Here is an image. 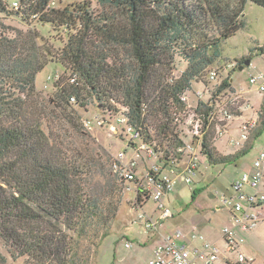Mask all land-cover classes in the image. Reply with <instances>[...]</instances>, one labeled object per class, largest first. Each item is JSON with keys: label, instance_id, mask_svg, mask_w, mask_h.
Wrapping results in <instances>:
<instances>
[{"label": "trees", "instance_id": "16d2710c", "mask_svg": "<svg viewBox=\"0 0 264 264\" xmlns=\"http://www.w3.org/2000/svg\"><path fill=\"white\" fill-rule=\"evenodd\" d=\"M246 1L264 7V0H97L104 9L95 10L90 0L63 7L58 0H0V20L19 19L37 40L43 39L38 30L61 32L64 44L51 60L63 72L49 77L54 78L49 102L66 119H83L79 111L90 104L117 128L116 118L126 117L140 133L127 148L144 143L163 166L182 159L185 103L180 97L196 90L195 83L203 84L204 97L195 102L206 127L201 155L209 164H225L250 151L264 132L263 103L250 145L225 155L216 151L218 122L210 120L212 104L233 90L231 72L218 59V44L243 26ZM1 26L0 240L21 264H94L126 181L111 172L107 185L109 190L116 185L117 198L88 191L90 171L46 132L44 117L33 107L36 75L43 66L37 46ZM97 44L125 49L127 60L111 65L99 59ZM259 51L264 53V44ZM213 67L219 78L225 75L216 82L208 78ZM135 193L130 205L138 211L149 197ZM0 264H8L2 252Z\"/></svg>", "mask_w": 264, "mask_h": 264}, {"label": "rangeland", "instance_id": "374dc122", "mask_svg": "<svg viewBox=\"0 0 264 264\" xmlns=\"http://www.w3.org/2000/svg\"><path fill=\"white\" fill-rule=\"evenodd\" d=\"M81 1L83 0H58L57 4L59 7H63L69 4H78ZM90 1L93 9H104L97 0ZM241 19L243 26L234 35L220 40L218 59L225 63V72L230 70L233 88L236 90L239 88L246 89L245 93H242L244 102H248L255 109H260L264 103V93L259 92L255 86L249 83L248 75L257 73L259 69H264V53L259 51V47L264 44V7L246 1ZM0 24H2L1 29L9 28L11 32L17 34L21 32L22 36H20L23 42L37 46L38 63L43 66L36 75V91L33 93L32 101L37 115L44 117L46 132H50L52 138L66 152L77 158L90 171L86 177L89 192L99 194L102 197L112 194L113 197L117 198L116 185L113 187L114 190H109L107 183L112 178L111 172H115L112 168L113 156L124 148L126 159L132 154L131 149L127 148L125 141L122 140L124 133L121 137L120 132H115L107 123L99 126L95 119L100 113L93 104L88 106L87 111H79L80 116L82 115L85 119L88 118L92 121L91 128H87L83 122L81 123L82 118L79 120L74 115V118L66 119L64 114L49 102L51 92L54 90L52 87L54 78L49 80V77L55 72L62 76L63 72L61 64L51 60L54 59L51 53L57 55L60 51L64 43L60 42L58 34H63L59 31H51L49 28L38 30L43 39L37 40L29 32L30 26L25 25L17 18H1ZM46 48L49 49V54L45 52ZM96 53L99 59L111 65H118L121 60H127L125 49L117 46L97 44ZM241 58H250L251 65L244 66L241 70L237 66L234 69L226 68L229 63L237 65V61ZM224 76L217 77L216 81ZM194 88L203 90L204 86L201 83H195ZM190 101L196 102V98L191 95ZM246 110L248 109H244L245 116L250 113ZM240 121V117L231 120L228 125L229 134L238 135L240 133ZM251 138L250 136L245 143L246 147L250 145ZM263 141L264 132L253 140L250 151L231 163L209 164L203 156H200L196 173L192 174V182L187 183L179 178L165 198V205L169 207L172 216L160 221L158 224L159 231L168 235L178 228H193L192 225L194 224L197 225L199 231H202L204 226H208L211 239H217L218 244L222 245L223 248L224 241L221 231L230 222L228 209L222 205V195L225 194L229 197L232 194V183L241 174L245 166L253 161ZM216 142V151L225 155L243 148L230 146L224 136L217 137ZM155 161V157L145 160L139 159L136 169L138 178H141L139 175L143 171L144 165L150 166ZM183 163V161L180 162V165L182 166ZM126 187L116 216L110 224L109 233L102 238L95 249L94 264H147V260L150 258L149 254L161 242V238L153 236L152 230L146 231L140 221L137 220L138 212H146L156 220L158 212L155 211V204L151 199H147L142 209L134 210L130 205L136 195L133 182H126ZM239 201L244 204L243 200L239 199ZM260 211L263 218L255 229L244 234L246 241L240 246L241 252L247 257H253V264H264V205ZM153 213L155 214L152 215ZM126 239L132 242L131 248L125 247ZM0 252L6 256L8 264L22 263V259L13 260L11 258L1 240Z\"/></svg>", "mask_w": 264, "mask_h": 264}, {"label": "built area", "instance_id": "2783aa9c", "mask_svg": "<svg viewBox=\"0 0 264 264\" xmlns=\"http://www.w3.org/2000/svg\"><path fill=\"white\" fill-rule=\"evenodd\" d=\"M233 63L226 65L231 68ZM53 76V75H52ZM59 74L55 72L54 78L57 79ZM217 71L211 69L208 72V78L211 82H216ZM248 81L256 89L264 93V73L257 72L248 75ZM243 88L226 91L223 98L217 99L212 104L210 120H216V132L218 137H226L230 146L242 148L248 141L250 134L258 127L259 112H254L252 116L243 118L239 122L240 133L238 135L229 134V123L235 117H241L244 109H251L248 102H244L242 93ZM203 90H194L185 92L180 97L185 103L183 113L184 121L183 133L185 143L179 148L182 159L172 162L166 166L158 162L152 165H144L143 171L138 178L137 165L139 159L151 158L154 156L153 149L146 144H134L131 149L132 154L126 159L125 148L113 156L112 168L126 182H133L134 190L142 196L149 197L155 204V211L158 212V218L153 219L146 212H138L137 220L143 225L146 231H155L157 224L172 213L165 205V198L173 189L176 181L182 178L187 183L192 182V174L196 173L201 155L202 135L206 130L204 120L195 111V102L190 101V96L203 98ZM207 94V92H206ZM236 111L237 115L233 112ZM95 122L99 126L106 124L102 115H97ZM117 123L121 126L117 128L114 123H107L115 132H120L122 140L125 141L126 147L130 143H136L139 137V130L128 124L127 118L118 116ZM87 128H91L92 121L88 118L82 119ZM208 125V124H207ZM209 126V125H208ZM184 162L180 165V162ZM232 194L228 197L222 195V205L228 209L229 225L222 228V238L224 247L220 248L214 242L207 241L203 234L193 229L189 235V244L187 242H178L177 239L183 236L180 228L176 229L172 235H166L161 238L153 250L152 256L147 260V264H219L223 260L224 264H253V257H247L240 251V245L244 242L243 233L255 229L259 221L263 218L260 208L264 205V141L257 151L253 161L245 166L231 185ZM239 199L244 201L242 204ZM195 242H199L198 244ZM132 243L125 242V247L130 248Z\"/></svg>", "mask_w": 264, "mask_h": 264}, {"label": "crops", "instance_id": "0c3cea01", "mask_svg": "<svg viewBox=\"0 0 264 264\" xmlns=\"http://www.w3.org/2000/svg\"><path fill=\"white\" fill-rule=\"evenodd\" d=\"M251 63H252V61L250 60V65H251ZM250 65H248V66H250ZM255 65V64H254ZM257 72H263L264 73V69H259ZM233 87V86H232ZM234 89V88H233ZM245 91H246V89H244L243 90V94L245 93ZM245 98V97H244ZM246 100H248V99H246ZM249 101V100H248ZM246 111H248V112H250L249 113V115H247V116H245L244 115V112L242 113V116L240 117V120L241 119H243V118H247V117H250V116H252V114L254 113V112H257V111H259V109H255V108H253V106H252V108L251 109H248V110H246ZM170 193V192H169ZM169 193H168V195H169ZM167 195V196H168ZM167 196H166V198H167ZM155 213H153L152 215H154ZM158 218V217H157ZM161 221H163V220H161ZM160 223V222H159ZM158 223V224H159ZM158 224H157V228H156V230L155 231H153V236H155V237H157V238H162L163 236H166V235H164L162 232H160L159 231V227H158ZM192 226H194L193 228H191V227H189L188 229H186V228H180L181 230H182V233H183V236L181 237V238H179V239H177V241L178 242H187L188 244H189V235H190V233H191V231L193 230V229H195L196 231L198 230L197 229V225H192ZM191 229V230H190ZM198 232L199 233H201V234H203V236L205 237V239L207 240V241H210V242H214L215 244H217L220 248H222V245H220V244H218V241H217V239H211V234H210V230L208 229V226H204L203 227V229H202V231H199L198 230ZM246 233H249V232H246ZM173 234V232L172 233H170V234H168V235H172ZM245 233H243V237H244V242L243 243H245V241H246V238H245V235H244ZM126 241H130L129 239H126ZM125 241V242H126ZM125 242H124V245H125ZM131 242V241H130ZM132 243V242H131ZM195 243H199V242H195ZM242 243V244H243ZM241 244V245H242ZM240 245V246H241ZM132 247V246H131ZM130 247V248H131ZM153 251V250H152ZM152 254H153V252H151L150 254H149V256L151 257L152 256ZM148 256V257H149ZM224 264V261L223 260H219V264Z\"/></svg>", "mask_w": 264, "mask_h": 264}, {"label": "water", "instance_id": "95a60500", "mask_svg": "<svg viewBox=\"0 0 264 264\" xmlns=\"http://www.w3.org/2000/svg\"><path fill=\"white\" fill-rule=\"evenodd\" d=\"M250 64V59H246L242 65L238 67L239 70H241L244 66H248Z\"/></svg>", "mask_w": 264, "mask_h": 264}, {"label": "clouds", "instance_id": "9594fccd", "mask_svg": "<svg viewBox=\"0 0 264 264\" xmlns=\"http://www.w3.org/2000/svg\"><path fill=\"white\" fill-rule=\"evenodd\" d=\"M250 65V64H249Z\"/></svg>", "mask_w": 264, "mask_h": 264}]
</instances>
